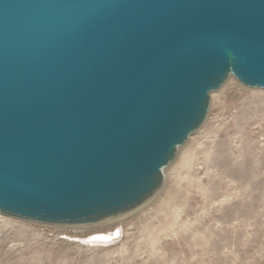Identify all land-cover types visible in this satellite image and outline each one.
<instances>
[{
    "label": "water",
    "instance_id": "95a60500",
    "mask_svg": "<svg viewBox=\"0 0 264 264\" xmlns=\"http://www.w3.org/2000/svg\"><path fill=\"white\" fill-rule=\"evenodd\" d=\"M230 76L264 88V0H0V213L133 211Z\"/></svg>",
    "mask_w": 264,
    "mask_h": 264
},
{
    "label": "rangeland",
    "instance_id": "374dc122",
    "mask_svg": "<svg viewBox=\"0 0 264 264\" xmlns=\"http://www.w3.org/2000/svg\"><path fill=\"white\" fill-rule=\"evenodd\" d=\"M164 171L153 197L102 222L0 213V264H264V88L230 76ZM114 229L111 243L86 242Z\"/></svg>",
    "mask_w": 264,
    "mask_h": 264
},
{
    "label": "bare ground",
    "instance_id": "6f19581e",
    "mask_svg": "<svg viewBox=\"0 0 264 264\" xmlns=\"http://www.w3.org/2000/svg\"><path fill=\"white\" fill-rule=\"evenodd\" d=\"M114 230H115V229H114ZM114 230H113V231H114ZM113 231L108 232V233L100 232V233H95V234H92V235H99V236H101V237H109V236L113 233ZM92 235H90V236H92ZM90 236H88V237H90Z\"/></svg>",
    "mask_w": 264,
    "mask_h": 264
}]
</instances>
